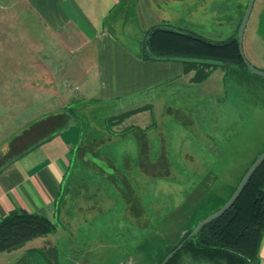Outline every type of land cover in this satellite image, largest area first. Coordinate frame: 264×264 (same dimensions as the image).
Returning a JSON list of instances; mask_svg holds the SVG:
<instances>
[{"label":"rangeland","instance_id":"obj_1","mask_svg":"<svg viewBox=\"0 0 264 264\" xmlns=\"http://www.w3.org/2000/svg\"><path fill=\"white\" fill-rule=\"evenodd\" d=\"M140 1L147 6L146 18L139 24L125 19L127 37H120L140 58L136 43L143 42L144 29L174 27L224 41L234 35L248 2ZM0 3L1 153L14 137L64 108L85 131L83 138H93L100 128L110 133L99 152L107 160L92 159L98 167L72 168L73 195L65 210L54 215V230L24 249L0 253V264H128V258L136 263L159 251L142 263L157 264L225 202L263 152L264 78L238 66L217 67L206 78L202 74L193 80L190 72L140 95L105 103L81 89L59 99L34 87L43 76L38 77L36 61L56 54V47L19 7L7 13ZM6 15L13 16L12 29L5 24ZM16 26L38 39L31 41L33 46L30 41L9 46ZM242 45L247 61L264 72V0H254ZM54 60L48 55L50 65ZM68 84L78 82L71 78Z\"/></svg>","mask_w":264,"mask_h":264},{"label":"crops","instance_id":"obj_2","mask_svg":"<svg viewBox=\"0 0 264 264\" xmlns=\"http://www.w3.org/2000/svg\"><path fill=\"white\" fill-rule=\"evenodd\" d=\"M0 2L7 13L19 7L29 16L31 23L46 35L47 42L56 47V54H46L42 60L36 61L40 62L38 77L43 76L34 87H41L42 94L53 93L66 100L68 95L81 89L87 96L94 94L95 102L105 103L140 95L184 74L180 63L144 60L138 56L140 52L130 50L120 38L127 37L125 19L131 17L133 23L139 24L146 18L147 6L140 0ZM7 15L4 17L5 24L12 29L13 16L8 18ZM151 28L144 29L143 41ZM14 29L16 32L13 30L9 46L20 41H30L29 45L33 46L31 41L38 40L18 32L17 26ZM142 45V42L136 43L141 55ZM35 55L33 52L32 56ZM48 55L55 57L54 64H49ZM71 78L78 84L69 85ZM100 129L93 131L92 135L101 138H83L85 131L78 128L72 112L64 108L41 118L20 136L14 137L7 144L6 151H0V220L14 210H24L43 215L54 224V215L61 209L65 210L66 201L71 200L73 195L71 185L75 176L74 171L71 174L72 168L98 167L92 159L100 162L107 160L99 152L109 141L106 136L110 133ZM259 260V264H264V237ZM22 263L26 264L20 261Z\"/></svg>","mask_w":264,"mask_h":264},{"label":"trees","instance_id":"obj_3","mask_svg":"<svg viewBox=\"0 0 264 264\" xmlns=\"http://www.w3.org/2000/svg\"><path fill=\"white\" fill-rule=\"evenodd\" d=\"M238 26L239 24L233 36L219 42L167 26H160V29L150 34L153 29L158 28L154 27L149 29L142 42V58L147 61L180 63L184 74H195L193 80H198L202 74L206 78L217 67L238 66L247 70L238 52ZM101 137L96 135L89 138ZM53 230L54 224L47 217L14 210L0 220V253L17 250ZM263 237L264 162L252 174L233 205L220 217L203 226L166 264H259V249Z\"/></svg>","mask_w":264,"mask_h":264},{"label":"water","instance_id":"obj_4","mask_svg":"<svg viewBox=\"0 0 264 264\" xmlns=\"http://www.w3.org/2000/svg\"><path fill=\"white\" fill-rule=\"evenodd\" d=\"M253 4H254V0H248L244 14L242 16V19L239 23L238 29H237V45H238V52L239 55L245 65V67L247 68V70L252 73L253 75H256L258 77H262L264 78V72L258 70L257 68H255L254 66H252L247 59L245 58L244 52H243V34H244V30L246 28L247 22L249 20L252 8H253ZM160 29L155 28L153 29L150 34L152 32H154L155 30ZM264 162V150L263 152H261V154L254 160V162L249 166V168L247 169V171L245 172V174L243 175V177L241 178V180L239 181L238 185L236 186L235 190L233 191V193L231 194V196L227 199V201L214 213L210 214L209 216L205 217L204 219H202L200 222H198L195 227L191 230V232L188 234V236L181 242L179 243L165 258L164 260L160 263V264H166L172 257L173 255L180 250V248L183 246V244L191 239L192 237H194L198 231L205 226L206 224H208L209 222L215 220L216 218L220 217L222 214H224L232 205L233 203L237 200V198L239 197L240 193L242 192L244 186L246 185V183L248 182V180L250 179V177L252 176V174L256 171V169Z\"/></svg>","mask_w":264,"mask_h":264},{"label":"flooded vegetation","instance_id":"obj_5","mask_svg":"<svg viewBox=\"0 0 264 264\" xmlns=\"http://www.w3.org/2000/svg\"><path fill=\"white\" fill-rule=\"evenodd\" d=\"M247 23H248V22H247ZM246 26H247V25H246ZM244 31H245V30H244ZM243 35H244V34H243ZM80 195H81V194H80ZM80 195H79V196H80ZM223 204H224V203H223ZM223 204H222V205H223ZM222 205H221V206H222ZM221 206H220V207H221ZM220 207H219V208H220ZM219 208H218V209H219ZM218 209H217V210H218ZM217 210H216V211H217ZM200 221H201V220H200ZM200 221H199V222H200ZM197 223H198V222H197ZM197 223H196V224H197ZM196 224H195V225H196ZM195 225H194L192 228L189 229L190 232H191V230L195 227ZM187 232H188V231H187ZM190 232H189V233H190ZM198 232H199V231H198ZM196 235H197V234H196ZM187 236H188V235H187ZM187 236H186V237H187ZM186 237H185V238H186ZM185 238H184V239H185ZM184 239H183V240H184ZM183 240H182V241H183ZM182 241H180L179 243H181ZM187 241H188V240H187ZM179 243H178V244H179ZM178 244H177V245H178ZM177 245H176V246H177ZM176 246H175V247H176ZM169 253H170V252H169ZM169 253H168V254H169ZM168 254H167V255H168ZM154 255H155V254L151 252L149 255L146 256V258H144L143 260L137 261L136 263L134 262L135 260L132 261V260H129L130 258H128L127 261H126V263L128 262V264H132V263H134V264H142L143 261H144L145 259H146L147 261H149L150 259H153ZM167 255H166V256H167ZM166 256H165V257H166ZM173 256H174V255H173ZM163 260H164V259H163ZM163 260H162V261H163ZM131 261H132V263H131ZM162 261H161V262H162ZM144 262H145V261H144ZM161 262H160V263H161ZM160 263H159V264H160Z\"/></svg>","mask_w":264,"mask_h":264}]
</instances>
